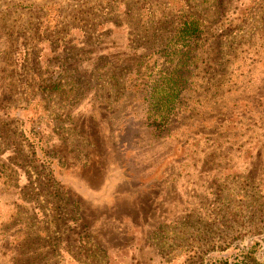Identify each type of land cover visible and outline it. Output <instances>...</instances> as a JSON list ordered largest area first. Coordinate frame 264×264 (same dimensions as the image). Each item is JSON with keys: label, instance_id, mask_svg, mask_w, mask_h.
I'll return each instance as SVG.
<instances>
[{"label": "rangeland", "instance_id": "rangeland-1", "mask_svg": "<svg viewBox=\"0 0 264 264\" xmlns=\"http://www.w3.org/2000/svg\"><path fill=\"white\" fill-rule=\"evenodd\" d=\"M7 37L0 264H264V0H0Z\"/></svg>", "mask_w": 264, "mask_h": 264}, {"label": "trees", "instance_id": "trees-1", "mask_svg": "<svg viewBox=\"0 0 264 264\" xmlns=\"http://www.w3.org/2000/svg\"><path fill=\"white\" fill-rule=\"evenodd\" d=\"M180 24H181V29L185 32V33H190V32H192L193 30H194V28H196L197 27V25H198V23H197V21L195 20V18H194V16H193V14H189V17H187V18H185V19H183L181 22H180ZM188 37V35H183V37ZM190 36V35H189ZM19 45V46H18ZM13 47H14V49L16 50V49H20V51H19V56H17V57H15V61H16V63H18L19 64V62H18V60H21L22 58H24V56L25 55H23L22 53H23V43H17L16 42V44L15 45H13ZM22 54V55H21Z\"/></svg>", "mask_w": 264, "mask_h": 264}, {"label": "crops", "instance_id": "crops-1", "mask_svg": "<svg viewBox=\"0 0 264 264\" xmlns=\"http://www.w3.org/2000/svg\"><path fill=\"white\" fill-rule=\"evenodd\" d=\"M18 41H19V40H18ZM18 41H16V40L13 41V42H12V45H15L16 42H18ZM8 42H10V41L8 40V37H7V41H4L3 38H1V39H0V46H4V44L7 45ZM7 66H10V65H7ZM1 78H2V79H5V80H9L8 75L2 76Z\"/></svg>", "mask_w": 264, "mask_h": 264}]
</instances>
